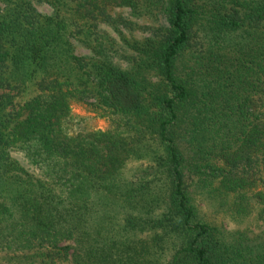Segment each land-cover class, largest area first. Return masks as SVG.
Returning <instances> with one entry per match:
<instances>
[{
    "label": "trees",
    "instance_id": "16d2710c",
    "mask_svg": "<svg viewBox=\"0 0 264 264\" xmlns=\"http://www.w3.org/2000/svg\"><path fill=\"white\" fill-rule=\"evenodd\" d=\"M200 198L264 219V0H0V264H264Z\"/></svg>",
    "mask_w": 264,
    "mask_h": 264
},
{
    "label": "rangeland",
    "instance_id": "374dc122",
    "mask_svg": "<svg viewBox=\"0 0 264 264\" xmlns=\"http://www.w3.org/2000/svg\"><path fill=\"white\" fill-rule=\"evenodd\" d=\"M37 10L43 14H50L51 10L49 7L45 5H38ZM113 17L121 16L123 18H128V11L122 8H114L112 10ZM163 23V22H161ZM145 23L140 22V25H144ZM149 25V23H147ZM101 30L108 33L112 39L116 41L117 44H122L120 35L114 31L111 27L103 25ZM122 33L125 36H133L138 40H142L148 36L147 32L142 30H137L133 32L131 35L128 31L122 29ZM76 54L78 56H88L89 52L82 49L81 47H76ZM122 68H125L126 65L122 61H118ZM72 112L74 115L78 117H82L86 119L87 128L90 130H106L108 128V122L106 119H101L95 117L94 113L88 112L85 105H72ZM199 206L202 213L208 216L210 219L216 220V223L221 225L227 231H234V230H249L250 232L256 231L259 227L264 228V219H260L256 214V211H253L249 216L244 219L236 220L230 216L225 208V211L221 210L218 206V200H210L206 198L199 199Z\"/></svg>",
    "mask_w": 264,
    "mask_h": 264
}]
</instances>
